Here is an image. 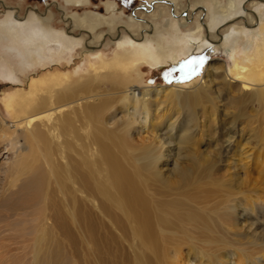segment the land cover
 <instances>
[{
	"label": "bare ground",
	"instance_id": "1",
	"mask_svg": "<svg viewBox=\"0 0 264 264\" xmlns=\"http://www.w3.org/2000/svg\"><path fill=\"white\" fill-rule=\"evenodd\" d=\"M243 1L209 0L207 11L180 18L182 11L143 6L151 22L135 9L144 26L109 35L115 52L101 70L177 66L210 45L229 51L230 65L210 58L191 90L181 82L106 88L101 72L74 85L41 79L15 102L27 106L19 118L0 117V144L10 154L0 186V264H264V0L251 1L253 9ZM29 11L0 20V39L22 66L72 60L82 44L105 40L85 30L81 42V32L51 28ZM159 17L171 23L169 43ZM100 20L72 16L68 25ZM223 97L233 111L223 110ZM250 103L259 109L247 112ZM254 171L259 181L251 183Z\"/></svg>",
	"mask_w": 264,
	"mask_h": 264
},
{
	"label": "rangeland",
	"instance_id": "2",
	"mask_svg": "<svg viewBox=\"0 0 264 264\" xmlns=\"http://www.w3.org/2000/svg\"><path fill=\"white\" fill-rule=\"evenodd\" d=\"M169 1H174L172 3V6L174 4V10H171L172 6ZM221 1L223 3L226 2V0ZM244 1V7L253 9L249 4L253 0ZM195 2L197 3L195 4ZM152 4H158L156 6L157 8H167L168 11L170 8V13H172L171 11H182L180 16L176 18L185 17L187 13H192L194 15L197 11H201L202 7H204L206 11L211 7L209 0H87V3L84 5L70 4L66 0H0V20L5 19L9 13H12L14 17H18L22 20L29 16L31 12L29 10L33 8L36 10L33 12H35L37 17L44 18L43 16H45L49 19V27L62 32L64 31L65 33L69 31V35L79 34V32L84 34L82 35L81 42L87 40V35L84 33L85 30L89 31L91 34L96 33L97 35L98 33L105 37L104 41H99L92 49L85 48L84 44L79 46L72 56V60L67 61L68 57L65 56L60 62L55 61L46 64L36 63L31 67L22 66L23 63L21 58L17 55L15 50L10 51L7 49L5 44H3V40L0 39V117L6 121L19 118L26 110L27 106L16 105L15 102L23 96H27V94L32 95L31 88L34 83L40 82L38 80L41 79V81H45L47 84H52L53 80L59 79L61 86L65 85L64 81H69V84L74 85L79 83L82 79H93L94 73L101 72L102 77H99L102 84L101 86L106 88H110L111 82H118L125 87H135L139 90L145 87L170 86L177 82H181L180 85H177L180 90H191L193 85L199 84L201 80L204 79L202 78L204 77L203 66L210 58L224 60L228 66L230 65V52L228 51L226 53L222 47L218 48V46L210 45L208 48L185 58V60L177 66L169 64L162 69H157L145 62H140L139 66L134 65L131 67L128 65L126 70L125 68H117L109 71L107 69L101 70V62L103 60L109 62L113 58L115 52L114 46L116 41L114 38L110 39L109 35L111 37H115L116 35L117 37V30L121 29V25L129 30L136 29L138 24L144 26L143 24L145 23H141L140 21V23L136 22L137 14L131 16V13L134 12L135 9L139 10L145 14L144 18L150 21L151 19L148 12H144L142 7L146 6V8H149ZM108 5H112L113 9H108ZM96 14L100 16L101 20L98 22L99 24L94 25V27H92L91 24L89 25V22L86 23L88 26L80 24L73 26L72 24V27H70V25H68V17L75 16L79 19L87 15L90 18V16L92 17ZM166 18H168V16H166ZM159 19L161 21L158 23L157 21ZM158 20L155 21V24L157 23V30H166L164 32V35L168 38L166 43L171 42L167 33L171 25L170 21L167 22L165 19L162 20V17H159ZM181 23L185 24L182 25L184 27L181 26V30L184 33H187L194 25L190 19ZM133 25H135V27ZM155 36H157V33H154V38ZM235 48L239 53L240 47L236 45ZM5 66L14 71L17 79H11L5 76ZM12 99L13 101H11ZM221 100V103L224 105V111L227 109L228 111H233L232 106H228L229 108L226 107V98L223 97ZM250 105L247 112H251L252 106V108L259 109L256 103H250ZM196 108V111L200 112L199 106ZM221 114L222 112H220L218 116L220 117ZM243 143L244 142H242V144ZM0 145H2L0 146V149H2L6 144L3 143ZM3 150L4 149L0 150V186L1 184H6V181L9 179V173L3 172V168H5L4 159L8 155L7 158H10V154H7L5 150ZM257 176V172L255 171L251 174V183L253 181L255 183L256 180L259 181V176L258 178Z\"/></svg>",
	"mask_w": 264,
	"mask_h": 264
}]
</instances>
